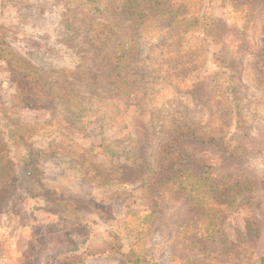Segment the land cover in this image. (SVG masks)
<instances>
[{"label":"rangeland","instance_id":"obj_1","mask_svg":"<svg viewBox=\"0 0 264 264\" xmlns=\"http://www.w3.org/2000/svg\"><path fill=\"white\" fill-rule=\"evenodd\" d=\"M160 3L0 0V264H264V0Z\"/></svg>","mask_w":264,"mask_h":264},{"label":"trees","instance_id":"obj_2","mask_svg":"<svg viewBox=\"0 0 264 264\" xmlns=\"http://www.w3.org/2000/svg\"><path fill=\"white\" fill-rule=\"evenodd\" d=\"M164 1H166V0H164ZM161 0H151V3L153 4L152 6H151V8H153V9H160V10H166L168 13H170L168 10H167V7H164L161 3ZM164 15V14H163ZM170 17V20L172 21V22H174V16H169ZM261 263H264V256L261 258Z\"/></svg>","mask_w":264,"mask_h":264}]
</instances>
